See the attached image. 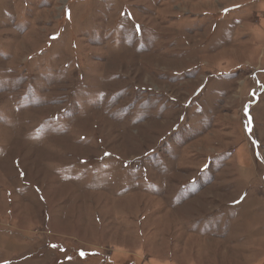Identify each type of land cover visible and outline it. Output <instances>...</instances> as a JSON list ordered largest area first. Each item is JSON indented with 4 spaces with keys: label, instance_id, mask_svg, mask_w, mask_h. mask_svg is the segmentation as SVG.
Returning <instances> with one entry per match:
<instances>
[{
    "label": "rangeland",
    "instance_id": "rangeland-1",
    "mask_svg": "<svg viewBox=\"0 0 264 264\" xmlns=\"http://www.w3.org/2000/svg\"><path fill=\"white\" fill-rule=\"evenodd\" d=\"M0 264H264V0H0Z\"/></svg>",
    "mask_w": 264,
    "mask_h": 264
}]
</instances>
